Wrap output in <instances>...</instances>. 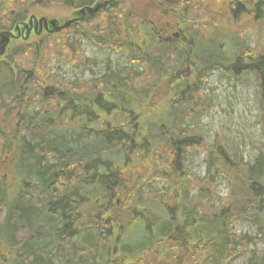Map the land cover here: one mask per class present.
I'll use <instances>...</instances> for the list:
<instances>
[{"label": "trees", "instance_id": "16d2710c", "mask_svg": "<svg viewBox=\"0 0 264 264\" xmlns=\"http://www.w3.org/2000/svg\"><path fill=\"white\" fill-rule=\"evenodd\" d=\"M96 1L0 0V24L10 30L35 6L54 2L78 9ZM120 5L117 0L103 4L62 29L43 54L16 46L9 55L21 54L29 70L13 76L8 65L0 66V99L5 93L25 107L37 106L22 111L14 140L0 132V155L13 151L14 162L11 182L0 175V248L6 264H51L56 255L61 264H146L147 255L154 256L151 264H186L197 251L202 256L194 264H221L235 248L245 246L234 233L237 220L248 219L264 233V147L252 164L231 161L221 144L205 152L209 168L232 182V202L224 198L215 204L214 186L206 180L192 185L187 176L186 151L204 144L198 117L191 115L194 85L202 101L204 77L190 81L178 73L193 58L189 47L183 53L174 39L157 37L161 34H151L150 48L142 47L144 39L133 40L141 56L131 59L129 52L127 60L154 79L144 88L135 77L141 73L134 70L132 77L126 68L105 73L86 90L75 83L62 85L47 72L49 54L70 61L78 52L74 40L64 39L65 29L89 37L98 24L109 35L123 31ZM214 7L215 14L205 16L214 27V43L231 20L238 23L249 15L264 22V0H222ZM202 24L208 28L205 19ZM196 48L205 53L202 67L215 63L232 76L253 73L264 111V47L259 52L242 49L231 65L209 56L210 49L223 55L222 46L201 41ZM165 73L173 90L153 106L156 117H148L146 107ZM93 89L99 91L92 94ZM122 116L129 121L120 120ZM128 169L140 171V182L131 183V176H125ZM153 180L165 182L166 188L143 191ZM87 230L95 232L92 241L71 243L73 235ZM249 264H264V258Z\"/></svg>", "mask_w": 264, "mask_h": 264}, {"label": "rangeland", "instance_id": "374dc122", "mask_svg": "<svg viewBox=\"0 0 264 264\" xmlns=\"http://www.w3.org/2000/svg\"><path fill=\"white\" fill-rule=\"evenodd\" d=\"M117 1H120V6L125 14L122 23L123 31L109 35L105 32V28L98 24L95 30L90 26L89 34L92 37H89L88 34H85L86 32L83 33L85 34L83 36L76 35L74 30L65 29L64 39L69 40V42L71 39L74 40L71 42L75 45L78 52L72 58L68 57L70 61L58 58L53 53L49 54L47 72L62 85L75 83L82 90H86L87 86L90 87L94 80L100 79L105 73L112 74L113 72L121 71L122 68H126L130 70L132 77L134 76L132 74L134 70L141 73L140 76L135 75V77H137V80L142 79L143 82H139V84H141V88H144L149 86L154 79L146 71L141 70L134 61L129 62L127 60V53L129 52L132 55L131 59L132 57L138 59L141 56L139 46L131 43L133 40L139 42L144 39L142 47L150 48L151 34H161L157 37L162 40L167 37L174 39L176 45L178 44L177 47L182 49L183 53L189 47V52L194 54L193 58H187L184 65H180L178 73L188 77L190 81L194 79L199 82V79L202 76L204 77L203 85L200 88L202 101H199L197 97L198 87L195 86L196 84L194 85V91H197L193 95L194 98L196 97L195 101L192 100L196 104L193 114H191L198 117L196 124L203 132L204 141L202 142L204 144L203 147H192L186 151L184 165L187 176L190 178L192 185L199 181L203 182L206 180L210 182L214 186L215 204L221 202L224 198L228 202H232V182L228 177L219 175L212 168H209L205 159V152L207 149L215 150L216 145L221 144L227 151L231 161L252 164L259 151L264 147V132L262 129L264 128V111L261 106L256 77L253 73L232 76L222 71L219 65L215 63L206 68L202 67L205 53L202 54V50L197 49L196 45L203 41L222 46L225 49L223 55L221 50L210 49L209 56L218 57V62H222L223 60L220 61L221 59L228 60L224 64L228 63L231 65L235 54H239L242 49L248 52L261 51V47H264V22L260 21V19L256 21L249 15L238 23H233V20H231L228 24H225V29L222 30L221 35L217 37V41L214 43L212 40L214 39V27L210 26L212 23L205 16L214 15L216 9L214 5L222 0H190L187 3L172 7H167L161 0ZM74 14L75 9L52 2L45 6L33 7L27 17L30 15L36 17L44 16L62 24ZM204 19L208 28H205L202 24ZM227 25L228 27H226ZM0 27L2 28L0 30H5L1 24ZM62 31L61 29L60 31H54L49 34L43 33L38 36L32 33L26 40L17 39L12 41L4 56L0 57V66L8 65L7 67L12 70L13 76L20 74L17 70H29L28 63L22 61V55L16 52L15 55L10 56V51L16 46H28L30 51L34 49L37 54L40 52L43 54L46 48L49 47L50 41L58 36L56 34L60 32L62 34ZM66 36L67 38H65ZM171 46H174V44ZM165 74L158 82L153 97L150 98L151 107H146L148 111H146L145 115L148 117H156L153 106L158 107L157 103L163 100L164 96L170 95L171 90H173L168 73ZM92 91L93 94L99 90L93 89ZM14 99L5 93L0 99V104H5L3 105L5 106L4 109L0 110V132H5L4 134L8 135L7 141L15 139L13 137L16 135H14L13 130L22 111L37 110L36 105H27L25 107L22 100ZM120 120L129 121V118L122 116ZM2 139L0 136L1 144ZM12 157L13 151L0 155V175H6L8 182L12 181L11 179H13L14 175ZM137 167L139 168L138 164ZM131 171V169H128L125 172V176L130 175L131 183L133 184L140 182L138 181L142 175L139 176L140 171H132V173ZM165 188V182L153 180L146 185L143 191L158 192ZM233 228L234 233L242 236L244 243L241 244H245V246L235 248L233 253L224 257L225 260L221 264H249V261L257 263L261 258H264V233L258 230L256 224L248 219H241L234 223ZM129 233L131 232L129 231ZM91 236L95 237V232L87 230L82 234L73 235L70 241L71 243L82 244L84 238L85 241H90L93 238ZM3 252L4 250L0 248V264H6V256L5 252ZM178 253L183 255L184 250L180 251L178 249ZM199 253L197 251L190 263L189 260H186V264H194L196 260L198 261L199 257L202 256L201 253L199 256ZM152 258L154 256L147 255L145 263L151 264ZM51 264H61L60 256H52Z\"/></svg>", "mask_w": 264, "mask_h": 264}, {"label": "flooded vegetation", "instance_id": "af4514ba", "mask_svg": "<svg viewBox=\"0 0 264 264\" xmlns=\"http://www.w3.org/2000/svg\"><path fill=\"white\" fill-rule=\"evenodd\" d=\"M111 1L114 0H105L104 4H107ZM80 10L81 8L75 9V14L62 24H60L54 19L47 18L44 16L36 17L34 15H30L29 17H27V19L16 23L14 26H12L10 30H0V57L4 56L7 48L9 47L12 41H15L17 39L26 40L30 37L32 33L38 36L43 33L49 34L54 31H60L61 29L58 28L68 21L74 20L71 23L74 24L84 20L86 18L87 12L82 13ZM175 35L177 36V34Z\"/></svg>", "mask_w": 264, "mask_h": 264}, {"label": "water", "instance_id": "95a60500", "mask_svg": "<svg viewBox=\"0 0 264 264\" xmlns=\"http://www.w3.org/2000/svg\"><path fill=\"white\" fill-rule=\"evenodd\" d=\"M104 1L105 0H99L94 6L92 7L88 6V7L82 8L80 11L82 13L87 12L88 14H93L104 4ZM161 1L166 5L176 6V5H179L180 3H187L190 0H161ZM73 21L74 20L66 22L65 24L61 25L58 29H62L64 27L69 26Z\"/></svg>", "mask_w": 264, "mask_h": 264}]
</instances>
